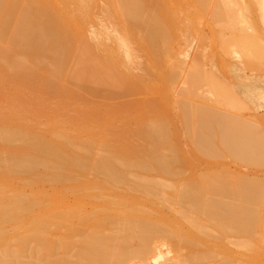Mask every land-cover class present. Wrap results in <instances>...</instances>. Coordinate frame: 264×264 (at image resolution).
<instances>
[{
	"label": "bare ground",
	"instance_id": "6f19581e",
	"mask_svg": "<svg viewBox=\"0 0 264 264\" xmlns=\"http://www.w3.org/2000/svg\"><path fill=\"white\" fill-rule=\"evenodd\" d=\"M170 1L106 0V3L109 4V14L110 11L112 12V18L109 17L111 15L108 12L104 14L106 10L103 12L101 9L102 4H104L102 6L104 8L107 5L105 2L103 3V0L100 5H98L99 0H0V90L2 89L1 95H3L0 97V264H172L173 260L177 264H196L198 260L207 258L216 244L219 245L212 241L215 245L213 244L212 247L209 244L208 246L209 236L215 235L216 238L218 236L223 238L230 233V235L236 234L233 237L238 238L233 240L234 242L240 240V235L248 237L241 238L238 245L243 242L241 245L245 244L244 248L246 247L244 251L249 250L250 252V248H248L252 243L250 241L253 239L255 241L257 238L251 237L250 240V236H255L254 229L256 227H264V175L262 177L245 175L238 171H230L228 167L224 166L221 169L213 170L203 168L201 171L196 168L199 170L198 172H195L196 169H194V172L190 173L188 170L191 171L193 163L174 143L173 133L177 130H174L175 128L174 131L169 130L168 123L171 124L169 119L159 112L156 114L157 110L154 104L161 101L158 100L157 97L160 96H157L156 91L154 92L155 98H152L157 102L153 105L150 104L156 112L151 114L149 111L150 116L146 113L151 110V108L148 109L150 102L147 101V98V105L146 102L143 103L146 108L149 105L147 109L145 108L147 111H142L141 108H144L141 106L142 104L137 105V107L139 106L138 113L134 111L135 107L132 110L137 114L130 111L134 105L131 104L129 109V105L125 104L129 111L124 112L126 109H123V112L130 117L132 114L136 115L134 118L141 114L138 116L139 118H136L138 122L135 126L133 124L125 126L127 123H124L121 131L116 132L115 130L114 132L116 127H112L113 131H109L108 127L104 128V125L110 124L111 120H107L109 123L106 124L102 123L103 119L96 121L92 119L93 121H91L88 119L93 116L87 114L89 118L86 119L87 115L83 116L84 120L86 119L90 123L101 121L103 125L99 122L96 124L104 126L101 132L97 133L100 129L94 124L96 132H93L94 129L92 130L94 126L90 127L93 136L86 134L88 136H83L85 137L83 138L81 136L84 134L83 131L79 133V137L75 136V134L79 135L74 130L75 128H73L74 132H72V127L67 128L73 124L65 121V117L69 114V121L70 119L71 122L75 121L72 118L75 117L76 120L77 118L81 120L82 123L79 122L82 127L86 125V120L83 121L76 117L78 116L76 113L82 111L83 105L86 103L78 104L79 106L76 103L72 104L73 101L70 97L77 93L76 89V92L73 91L72 85L78 81L82 87L85 86L86 88H84L89 90L87 91L90 92L89 94L92 93L91 96L94 94L96 97L95 94L101 93L102 97L103 93L105 99L106 94L110 98L115 93V91H112L114 92H111L112 94L104 91L105 88L102 91V88L107 85H117L122 90H127L125 94H128L132 89L134 95L138 91L140 92L137 89L143 87L144 80L137 78L138 74H135L136 77H134L135 72H131L134 80H131L132 77L129 78L131 80L129 81L128 76L130 75H126L127 78L123 77L122 67L127 66L128 71L129 66L125 63L135 61L136 53L141 50L142 55L148 54L149 56V53L151 54L149 57L151 63H148H155L154 68L153 64L151 65L152 69L155 70L156 65L161 67L158 79H161L162 90L166 93L164 95H169L170 101L167 100V102L171 104L173 101H178L179 97L181 99L182 97L188 98V101H183L185 98L177 102L180 123L177 122L182 123L181 127L184 128L191 142L193 155L198 153L207 158L210 157V159L220 156L227 157V160L230 158L234 163L237 162L238 164L235 165L238 166L244 164L245 167H248L246 165H249L257 167L256 170L264 168V131L255 124L254 120L246 119L236 113L238 108L253 110L259 106V101L264 100V89L255 85L251 86L249 90L239 89L236 80L234 81L236 77L233 78L229 74L231 69H235L236 63L257 70L259 74L264 73V0H176L181 3L179 10ZM168 2L172 3V7ZM85 3L95 5L98 9L100 7L99 10L95 8V12L91 11L96 13V17L98 11L103 12V14L99 13L102 17L94 16L97 22L100 18H102L100 21L103 22L105 19V21L109 19L106 24L105 22L101 24L100 21L98 24L94 21L89 22L91 25L94 23V26L96 24V26L103 25V29H101L104 31L107 29L112 34L101 35L100 39L97 38L96 44L92 43L93 40L90 42L95 47L97 44H102L103 51L109 49L107 54L106 51L102 53V49L101 52L97 47L96 49L102 55L94 54L95 51H92L88 44L91 39L89 38L88 42L85 39L90 32H87V27L83 22V16L87 14L85 12H88L85 8L90 9L87 5L85 7ZM173 7L174 9H172ZM91 12L89 11L90 14L87 15L93 14ZM87 15L84 16L85 19H88ZM180 15L185 19H188L185 17L187 16L196 21L205 19L209 24L213 20V23L218 25L217 30L216 26L213 27V23L208 26L214 28L210 29L213 30L214 43L211 46L212 38H209L210 43L208 44L211 53L209 51L204 54V57H207L209 61L208 67L203 66L202 56L199 57L201 60L195 57L197 54H194L193 57L200 63H191L187 60L189 64L185 66L186 49L178 35L182 24L178 29L177 24L175 26V22L173 23V20L178 22L179 18L182 19ZM90 19L88 20L90 21ZM112 19L116 24L115 29H111V24L114 22ZM190 19L187 20V23ZM107 26L110 27L107 28ZM197 26L193 25L192 27L197 30ZM98 28L100 33V25ZM110 29L111 32L113 31L112 33ZM221 29L226 35H223ZM224 29L227 32H224ZM201 31L203 30L201 29ZM205 35H202L203 39H206ZM197 36L201 37V33ZM105 38L109 40L107 43H105ZM198 38L196 37L197 40ZM202 38H199L201 42H203ZM131 42L137 45V49L139 48L135 53L133 50L136 47L134 48ZM195 47L198 49L199 44ZM208 48L206 50H209ZM199 49L201 50V48ZM195 51L197 50L195 49ZM142 55L140 54L136 64L133 62L135 65L131 66L130 64L131 67L136 66V71H138L136 73L139 71L142 73L141 70H145L146 66H142L144 61L141 65L139 63ZM137 62L142 67L138 66L141 70H137ZM71 63L74 64L71 65ZM133 71L135 70L133 69ZM145 72L151 71L145 70L144 74ZM181 72L182 75H180ZM149 75L151 74L149 73ZM141 76L145 77L142 74ZM65 77H69L73 82L76 81L72 82V85L69 84L72 90L67 88L68 92L63 85L65 86L70 81ZM57 79L63 80V85L62 81L61 85L70 100L64 93L63 95L70 102L62 100V98H66L61 97L63 90L61 85L56 84L59 82ZM3 82L5 85H2ZM178 82L180 84L176 86L175 84ZM6 83L12 89H3ZM96 84L99 86L96 87ZM100 85L103 87L99 88ZM117 86L111 89L120 90ZM153 89L158 90L156 87ZM3 90L6 94L3 93ZM16 90L23 91L24 95L27 94L29 97L31 95V98L28 99L32 106L36 105L34 106L36 110L40 106V109L43 107L41 101L44 99L50 101L47 98L49 95L51 97L52 93H55L52 96L58 94L59 98L58 96L57 98L60 104H64L61 105L62 108L65 109V106L68 107V105L73 106L72 114L70 112L72 106L70 109L66 108L65 111L68 113L60 108L58 111L60 114L63 112L66 114V116L64 113L62 114L65 119L60 115V119L67 123V127L64 126L68 129L66 131L70 132L69 130H71L75 134L66 133L61 129L63 126L53 120L49 123L45 120V123L48 124L46 129L50 128L48 133L42 131L41 128L39 130L38 126L40 127V125H37L36 128L33 122L37 118L33 119V117H38L37 114H34L35 116L31 114L33 122L28 119L27 112L29 113L31 110L27 109L28 106L22 105L21 107L20 104L27 105L26 101L29 104L30 102L28 99L23 100V92L20 95V92L17 93ZM119 90L116 91V95ZM144 91L147 92L145 89ZM121 94L124 95V93ZM121 94L119 93V95ZM115 96L113 98H117ZM143 96H145L144 93ZM78 97L80 98V96ZM123 97L126 98V96ZM109 98L107 97L108 100ZM40 99L43 100L40 101ZM32 100H38L39 104H35L36 101ZM73 100L77 99L73 98ZM51 101L52 104L54 101ZM81 101L80 104H82ZM3 102L5 104H2ZM64 102L68 105H65ZM121 103L123 102L121 101ZM54 104L52 105L56 107V110L54 107L52 109L55 111L44 102V108L47 106L49 109L46 111L44 108L41 109L43 119L49 111L53 112L52 114L58 112L57 106L60 104ZM115 105L118 104L115 103L113 106ZM162 105L164 104L160 106ZM76 106H78L77 109H75ZM80 106L82 109L79 108ZM95 106L97 107L95 104L94 107L92 105L90 108L92 112L88 111V113L95 115L97 111L95 117L99 118H101L99 114H109L110 112L106 113L107 110L114 109L116 111L117 109L118 111V106H115L112 109L106 107L107 110L103 112L106 105H101L103 108L100 110L99 104V108L97 107L99 113ZM122 107L119 109L120 112L116 111L117 114L122 112ZM172 108L174 107H171V110ZM76 110L78 111L75 112ZM41 112L40 114H42ZM51 112L50 115H52ZM111 112L113 113L111 116L114 117L115 112ZM74 113L76 116H73ZM116 113L115 115H117ZM124 113L120 116L121 120L122 117H125L123 122L130 118ZM79 114L82 116L81 112ZM103 116L106 117V115ZM103 116L102 118H104ZM261 119L263 121L259 122H263L260 123L262 125L264 116H261ZM119 122L113 124L117 126L120 124ZM259 122L257 123L259 124ZM63 123L62 125L66 124ZM77 123L74 126L80 131L79 127L81 126ZM68 124L70 125L68 126ZM43 125L46 124L43 123ZM43 125L41 126L43 127ZM87 127L89 128V126ZM105 130L109 131L108 137H106L107 134L103 136L106 138L94 136L95 133L99 135L104 132L105 134ZM208 166L211 168L210 165ZM187 168L188 170H186ZM261 170L264 173V169ZM187 171L190 174L182 176V173ZM89 174L92 178L88 177ZM11 178H18L19 181L26 179L29 184L30 180L34 182L44 180L52 187L56 183H60L61 186L64 184L65 190L68 188L74 192L71 193L74 195V199L71 203H67L64 199L67 196L66 193L64 192L65 196H63L59 192L63 189L58 191L61 196H57L58 194L52 193L51 190L48 196V192L39 190V193L43 191L46 194L39 196V193L35 194L38 190L33 189V182L31 186L35 192L32 190L33 194L29 195L32 192L28 190L29 193L23 194L21 190L16 189L20 184L15 186L16 188L10 185V188H6L7 183L5 182ZM26 186L23 185V189L21 186L20 188L24 191ZM29 187L27 188L29 189ZM92 187L104 189V191L105 189L110 190L105 191L104 194L106 193L107 196L112 193L114 198L102 195L100 192L103 193V190H99V192L96 191L98 189L94 192L83 191L88 188L92 189ZM109 192L111 193L109 194ZM89 198L94 201L92 200V205L90 204L91 206L86 209L84 201ZM85 205L88 204L85 203ZM160 206H167L172 213L161 212ZM7 225L11 227V231L5 229L8 227ZM63 227H65L64 230ZM210 228L216 231L215 234H210L213 232L212 230L208 231ZM56 230L55 236L53 232ZM258 231L264 233V228ZM261 233L257 232L256 236L259 237L260 234L261 238L263 236ZM221 238L220 241H224ZM229 239H226L229 244L230 242L235 244L231 238ZM263 239L264 236L262 241ZM256 240L261 244L258 239ZM244 242L249 244L248 247ZM201 243L206 244L208 248H205L207 246ZM250 247L253 250V246ZM223 248L226 247L222 245L220 250L223 251ZM259 249L262 250V248ZM216 251L212 250L211 256L216 254ZM217 253H221V251ZM170 254L174 255V259L171 258L172 261L168 257ZM241 254L242 258L247 256L244 253ZM251 254L249 253V255ZM261 254H263L262 251ZM225 258L220 264H229L231 262L229 260L233 259V257L232 259ZM245 259L244 261L240 259L237 264L250 262ZM251 262L253 264V261Z\"/></svg>",
	"mask_w": 264,
	"mask_h": 264
},
{
	"label": "rangeland",
	"instance_id": "374dc122",
	"mask_svg": "<svg viewBox=\"0 0 264 264\" xmlns=\"http://www.w3.org/2000/svg\"><path fill=\"white\" fill-rule=\"evenodd\" d=\"M171 1H172L173 5H175L174 7L177 8V9L179 10V7H180L181 3H180L179 1H178L179 3L176 2V0H171ZM171 1H170V2H171ZM101 2H102V0H101V1L99 0V2H98L99 4H98V5L102 4ZM104 2H105V5L107 4V5L105 6L106 8L102 7V6L104 5V4H102L101 9L103 10V12L106 10V11L104 12V14L107 13V12H108V14H109V4L106 3V0H103V3H104ZM170 2H168V4H170ZM174 2H176V3H174ZM172 3L170 4L171 7H172ZM168 4L166 3L167 6H168ZM86 5H87V4L85 3V7H86ZM98 5H97V6H98ZM87 6H88L91 10L85 8V9L88 11V12H85V13L90 14L89 11H90V12H91L92 10H94L93 12L96 11L95 8H97V7H96L95 5H89V4H88ZM91 6H92V8H91ZM169 7H170V6H169ZM169 7H167L168 10H169ZM174 7H173L172 9H174ZM85 9H84V10H85ZM97 9H98V8H97ZM99 9H100V7H99ZM99 9H98V10H99ZM170 9H171V8H170ZM172 9H171V10H172ZM100 11H101V10H100ZM93 12H91V13H93ZM103 12L101 13V12L98 11V12H97V13H98L97 17L100 16L99 13H100V14H103ZM85 13H84V14H85ZM87 14H85V15H87ZM95 14H96V13H93V14H91V15H87V16H89L88 19L91 18L90 21H89L87 18H86V19L84 18L85 15L83 16V22H84L85 26L87 27L86 30H87V32L90 31V32H89V36H88L87 38H85V39H86L87 42L91 39V40L88 42L89 46L91 47V50H92V51H95L94 54L101 56V55H102L101 52L103 51V45H102V44H97V46H96L97 49L99 48L100 51H101V49H102V51L99 52V51L96 49L95 45L93 46V44H90V42L93 40L92 43L96 44V43H97V40H98L97 38L100 39V38H101V35L104 36V35H106V34H110V33L108 32L107 29L105 30V31H106V33H105V31L102 30V29H103V25L101 26V24H104V22H105V24H106V22L109 21V19H108L107 21H105V20H106V19H105L104 22H103V21H100V20H102V18H100V19L98 20V22L100 21V23H101V24H99V25H100V31H101V32L103 31L104 34H103V32H102V33H101V32L99 33V31H98V29H99V28H98L99 25L96 26V25L98 24V22H97V20H96L97 17H96ZM111 14H112V12L110 11V14H109V15H111ZM92 16H93V17H94V16L96 17V18L94 17L95 20L93 19ZM100 17H102V15H101ZM105 17H106V16L104 15V18H105ZM109 17H112V15L109 16ZM109 17H108V18H109ZM180 17H182V15H180ZM185 17L188 18V19H185V18L182 17V19L179 18L178 22H176L177 20H175V21L173 20V23L175 22L174 25L176 26V24H177L178 29H179V26H181V24H182V26H181L180 29H179V30H180V33H178V32H177V33H178V35L180 36V38L182 39L183 46H184V48L186 49V55H185V56H186L187 58H185V56H183V57L185 58V60H184L185 63H184V64H185V66H187V65L189 64L188 61H191V63H192V62H199V60H201V58H199V57L202 56V57H203V61H202L203 63H202V64H204L203 66H204V67H208V66H209V61H208L207 57H206V58L204 57V54H205V53H208V52L210 51V49H211V48L208 46V44L210 43V41H211V44H210L211 46H212V44L214 43V40H213L214 38H212V37H214V36H213V30H210V29L213 28L214 26H216V30H217L218 25H217V24L215 25V24L213 23V20H212V22L209 24L208 21L205 20V19H201L200 21H199V20L196 21V20H194V19H190V17H187V16H185ZM104 18H103V19H104ZM112 18H113V17H112ZM183 19H185L184 21H185L186 23L183 21ZM189 19H190V21H188L189 23H187V20H189ZM112 20H113V19H112ZM93 21H94V23L97 22V24H96L95 26H94V23H93V25L90 24V23L93 22ZM110 21H111V19H110ZM113 21H114V20H113ZM179 21H180V22L182 21V22L180 23ZM192 21H193L194 24L191 23ZM89 22H90V23H89ZM171 22H172V21H171ZM201 22H202V25H201ZM205 22H207L209 25H208V24L206 25ZM108 23H110V22H108ZM112 23H113V24L110 23L111 26H112L111 29H115V27H116V24H114L115 21L112 22ZM179 23H180V25H179ZM212 23H213L214 25H213ZM107 25H109V24H107ZM187 25H189V26H187ZM193 25H194V27H196V26L198 25V26H197V30H195V28L192 27ZM203 25H204V26L206 25V26L204 27ZM210 25H213V27H212V26H211V28L208 27V26H210ZM93 26H94V27H93ZM105 26H106V25H105ZM105 26H104V29H105ZM186 26H187V28H186ZM108 27H110V26H107V28H108ZM177 27H176V28H177ZM184 27H185V28H184ZM199 27H200V28H199ZM202 27H203V28H202ZM93 28H94V29H93ZM97 28H98V29H97ZM101 28H102V29H101ZM191 28H192V29H191ZM214 28H215V27H214ZM214 28H213V29H214ZM111 29H110V32H111ZM178 29H177V30H178ZM181 29H184V30H181ZM193 29H194V30H193ZM201 29H202L205 33H204L203 31H201ZM199 30H200V31H199ZM224 30H225L224 32H227L226 29H224ZM92 31H93V32H92ZM95 31H96V32H95ZM209 31H211V32L209 33ZM91 32H92V33H91ZM112 32H113V31H112ZM112 32H111V33H112ZM197 32H199V33H197ZM221 32L223 33V30H222V29H221ZM194 33H195V34H194ZM200 33H201V37H199V38H202V37H203L202 35H205V34H206V35L204 36L206 39H203V38H202V39H203V42H201V40H199V38H198V36H197V35H199ZM180 34H181V35H180ZM224 34L226 35V33H223V35H224ZM110 35H112V34H110ZM196 37L198 38V40L196 39ZM89 38H90V39H89ZM209 38H212V39L210 40ZM88 39H89V40H88ZM206 40H207V41H206ZM209 40H210V41H209ZM212 40H213V41H212ZM105 41H106L105 43H107L109 40H106V38H105ZM197 41H198V42L200 41V42L198 43ZM196 42H197V43H196ZM131 44H132V46H134V48L136 47V49L133 50L134 53L137 52L136 50L139 49V48L137 49V45H136L134 42H133V43L131 42ZM198 44H199L198 49L201 48V50H200V49L198 50L197 47H195V46H197ZM200 44H202V45L200 46ZM206 44H207V45H206ZM98 45H100V46H98ZM100 47H101V48H100ZM193 47H194V48H193ZM208 47H209V48H208ZM104 48H105V47H104ZM207 48H208L209 50H206ZM195 49H196L197 51H195ZM104 51H106V54H107L108 51H109V49L104 50ZM104 51H103L102 53H104ZM191 51H192V52H191ZM140 52H141V50H139V51L136 53V59H135V61L132 60V62H131V61H130V62L127 61V62L125 63L126 65L129 66V67H128V68H129L128 71H127V68H126L127 66L125 67V65H124L125 68L122 67V68H123V71H122L121 69H119L120 71H122V72L124 73V76H123V77H125V78H127L126 75H127V76L130 75V76H128V79H129V78H132L133 76L136 77V75L138 74L137 78L139 77L140 79H142V81L144 80V82H143V87H140L139 89H137V90H140V92H139V91H138V92L136 91V92L139 93V94L135 93V95H134V94L132 93V91L134 92L133 89H132V91L129 90L131 93L129 92L128 94H130V95L125 94V93L127 92V90L124 91V89L122 90V89H121L119 86H117V85H110V86L107 85V86H104V87H103L102 85H100L101 87H99V88H102V87H103V88H102V91L104 90V88H105L104 91H108V92H110V93H111L112 91H115V93L112 92V93H114L115 95H116V91L118 92L119 89H117V90H116V89H113V90H112L111 88H116L115 86H117V88H120V90L123 91V92H121V91L119 90V93H120V94H121V93H124V95L121 94V95H122V96H121V95H119V93H117L119 96H118V95L115 96L114 94L111 93V94H112V96H111L112 98H113L114 96L117 97V98H113L114 100L112 101V100H111L112 98L110 97V98H111V99H110L109 96H107V94H106V99H105L103 93H102V97H101V93H98L97 95L95 94L96 97L99 95L98 98H97L98 100H97L96 97H94V94H93V96H91L92 93L89 94L90 92H89V93L87 92V91H89V90H88V89H85V88H86L85 86H84L85 88L82 87V85L79 83V81H78V82L74 81V82H76V83H74L73 80H70L69 77H65L66 80L69 78V81H70V82H67V81L64 79V81L67 82V84L64 86V85H63V80H62L63 78L60 79V80L57 79L59 82L56 83V84H57V85H61V81H62V85H63L64 89L66 88V89H65L66 91L70 88V85H72V84L74 83V85H72V89H74L73 91H75V89H76V91H77L78 94L76 93L75 95H70L71 100L73 101V102L71 101L72 104L76 103L77 105H78V104H79V105H83V104L86 103L85 105H83V109H84V111H83V109H82L81 106L79 107L80 109H82L84 115L82 114V111H80L81 114H82V116H80V114H79L80 112H77L78 110H76L75 112H77L76 114H77L78 116H76L75 113H74L75 115H73V116L79 117L80 119H82L83 121H85L87 118H89L87 114H90V116H93V118L90 117L88 120H91V121L94 120V121H96V120H98V119H99V120H100V119H101V120L103 119L102 123L105 122L104 124H106L109 120H111L112 122H111L110 124H107V126L104 125L105 127H104V126H99L100 124L96 125L99 121H98L97 123H96V122H95V123L92 122V123H93V125H92V123H90V121L88 122V120H86L87 123L85 122V124H86L85 126H84V123H83V126H84V127H82V125L80 124L81 120H79V119L77 118V120H78V121H77L75 117H72V118H74L75 121H77V122L79 123V125L81 126V127H79V129H81L80 131H79L78 129H76V127H75L74 125H75L77 122L74 124L75 121L71 122V119H70V121H69V117H68V116H69L70 114L67 116V117H68V120H67V117H65L66 114L64 113V112H66V111H65L66 108H67V109H70V108H71L70 106H72V105L69 106L68 104H66V102H64L65 105H68L69 108H68L67 106H65V107H66L65 109H64V107L62 108L61 105L63 106L64 104H60V102H59V100H58V98H59L58 94H57L56 96H52V95H54L55 93H52V94H51V97H52V98L50 97V95H49L47 98L50 99V101H51V99H52V101H54V102L52 103L53 105H55L54 103H56V105H57V104H60V105H59L60 107L57 106V107H58L57 111L60 110V109H63L64 112H63L62 110H61V112H63V113L65 114V116L62 115L63 113L60 114L59 111H58L59 114L57 115L58 112H57L56 114H52L53 112H51V111L48 110L49 113L47 112V113H48V114L46 113L47 116L45 115V118L43 119V113H42L41 111L43 110L42 108H44V102H45L47 105L49 104L48 107H51V109H52V107H54V109H55L56 107L53 106V105L50 103L49 100H46V99H44V100H43V99H40V101L43 100V101H41V103H43V104H42L43 107L41 108L42 110L40 109V107H41V106H40L41 103H40V105H39L40 107L37 106V107L39 108V110H38V108H37V110H36V107H34V106H36V105H33V106H32V105H31V101H30V99H28V98H31V95H30V97H29V95L27 96V94L24 95V92H23V91H19V92H20V95H22V92H23V95H24V99H23V100L26 101V99H28L29 102H30V104L28 103V101H26V102H27V105H24L25 103H21V104H20V102H19V104H20L21 107H22V105H23V106H26V107L28 106L27 109H28V110H29V109L31 110V111H29V113L27 112V117H28V119H30L31 122H33V119H34V118H37L36 120H38V121L35 120L33 123H35L36 128H37V125H40V127L38 126V129L41 128V130L44 131V132H47V133H48V129H50V128L46 129L47 126H48L47 123H49L51 120H53V121L56 122L57 124H61V126H63V128H61V129H62L63 131L65 130L66 133L71 134L72 132H74V130H76V131L78 132V134H79V133H81V132L83 131L84 134H82L81 136H82V137H83V136H86V137H87L88 135L91 136V134H92V130H93L96 126H97V127L99 126L98 128L100 129V130L97 131V133H98V132H101V131H102L101 129H104V128H106V127H108L107 130H109V131H113V129L116 127V128L118 129V131H117V129H114V132H115V130H116V132H119V130L121 129V127L124 126L126 123H127V124H126L125 126H128V125H130V124H131V125L133 124V126H135V125L137 124V122H138V120H136V118H137L138 116H140L141 114L138 115V116L135 117V118H134V116H136V115L133 116V114H132V116H133V119H132V118H131L132 116L130 117L128 114L124 113V112L129 111V110L127 109L128 106L126 107L125 104L129 105V109H130V105H131V104H132V106L134 105L133 107H131L132 109H131L130 111L132 112L133 108L135 107L134 111L137 112V110L139 111V106L137 107V105H141V104H142L141 106L144 107L143 105H145V104L147 105V103H148L147 101L150 102V103H148L149 105H150L151 103H152V105H153L155 102H157V101H155V99L152 98V97L155 98V95H154V94L157 93V96H160V97H157V96H156V97L159 98L158 100H161V101H158V102H157L158 104H156V103L154 104V106H156L155 109L157 110V112H156L155 109L151 108L152 105H150V106L148 105L149 108H148V106H147V108H148V109L151 108V110H148V111H147V110H146V109H147L146 107L141 108V109H142V111H143V110H146V111H147V112H146L147 115H149L150 113L153 114L152 112H156V114L159 112V113H161V114H164V115L166 116V118L169 119V121H170V123H171V124L169 125V123H168V119H167V123H168L169 130H171V129L173 130L174 128H175L174 130H177V132L173 130V131H174L173 134L175 135V136L173 135L174 143H175V144L177 145V147H178V148H179V149L185 154V156L188 158V160L191 161V162L193 163L192 168H190L191 171L188 170V168H187L186 170H188V171L191 173V172H194V169H196V168H198V169L201 171L203 168H204V169H212V170H213V169H221V167L224 166V167H228V169H229L230 171H233V172H234V171H235V172L238 171V172L243 173V174H245V175H250V176H255V177H257V176H258V177H262V176L264 175V173H263V171H262L261 169H264V168H261V169L259 168L260 170H259V169L256 170L255 168H257V167H253V166H249V165H246V166H248V167H245L244 164H243V165L241 164L240 166H238V165H235L237 162L234 163L233 160H230V158H228V160H227V159H226L227 157L224 158V157H221V156H220V157H218V158H211V159H210V157L207 158L206 156L201 155V154H198V153H195V154L193 155L192 150H191V142H190V140H189L187 134L185 133L184 128L181 127V126H182V125H181L182 123L179 124V123H180V120H179V117H178V107H177V102H178V101H181L182 99H185L186 97H182V99H181V97H179V99L177 98L178 101H173V102H171V104H170L169 102H167V100L170 101V99L168 98L169 95L165 96L166 93L162 90V87H161V84H160V83H161V79H158V77H159V75H160V73H161V72H159V71H161V70H160L161 67L156 65L157 68H155V70H156V69H157V70H156V72L154 73L155 70L152 69V67H151V65H152L153 63H152V64H149V63H148V62L151 63V58H149V57H151V54L149 53V56H148L147 53H146L147 55H142V53H140ZM197 52H198V53H197ZM199 52H201V53L199 54ZM138 53H139V54H138ZM143 53H145V52H143ZM209 53H211V51H210ZM100 54H101V55H100ZM137 54H138V57H137ZM140 54L143 56V59H142V56L140 57L141 60L139 59V63H140V65L142 64V61H144V63H146V64L143 63L142 66H143V67L146 66L144 69H145V70H149V71H151V72H149L151 75H149L148 72H145V74H144V71H145V70H143V69L141 70V69L138 67V66H140V65L138 64V62H137V67H138L137 70H141L142 73H140V71H139V73H136V72H138V71H136V66H134L135 68H134V67H131V66H133V65L136 64V60L138 61V58H139ZM194 54H197V56H195ZM201 54H202V55H201ZM198 55H200V56H198ZM193 56L198 57L199 60L196 61L197 59H195ZM152 57H154V56H152ZM145 58H147V60H145ZM153 59H155V58H153ZM187 60H188V61H187ZM153 61H154V60H153ZM73 62H74V61H73ZM133 62H134L135 64H133ZM155 62H156V61H155ZM199 63H200V62H199ZM73 64H74V63H73ZM73 64L71 63V65H73ZM130 64H131V66H130ZM132 64H133V65H132ZM149 65H150V67H149ZM154 65H155V63L153 64V68H154ZM71 67H73V66H71ZM140 67H141V66H140ZM118 68H121V67L118 66ZM118 68L116 67L117 70H118ZM130 68H131V71H130ZM141 68H142V67H141ZM146 68H149V69H146ZM133 69H134L135 71H133ZM158 69H159V70H158ZM152 71H153L154 74L152 73ZM157 71H158V72H157ZM131 72H132V73L135 72L133 76H132V74H130ZM182 72H183V71H182ZM182 72L180 73V75H182ZM146 73H148V74H146ZM135 74H136V75H135ZM141 74L144 75L145 77H142ZM152 74H153V75H152ZM229 74H230L231 76H233V78L236 77V78L234 79V81L236 80V83L238 84L239 89L249 90V88H251V86H254V85L260 87L261 89H264V73H262V72L259 74V73L257 72V70L250 69V68H248L247 66H244L243 64L236 63V64H235V69H231V70L229 71ZM157 75H158V76H157ZM149 76H150V77H149ZM154 76H155V77H154ZM134 77H133V79H131V80H134ZM147 77H148V78L153 77L154 80H151V79H153V78H151L150 80H147V79H148ZM156 78H157V79H156ZM155 79H156L157 81H156ZM57 80H56V82H57ZM131 80L129 79V81H131ZM136 80H137V79H136ZM136 80H135V81H136ZM72 82H73V83H72ZM1 83H2V82H1ZM3 83H4V82H3ZM69 84H70V85H69ZM75 84H76V86H75ZM78 84H79V85H78ZM148 84H149V86H148ZM179 84H180V83L178 82V83H176L175 85H176V86H177V85L179 86ZM2 85H5V83L2 84ZM62 85H61V89L63 90ZM68 85H69V86H68ZM92 85H95V84H92ZM92 85H91V86H92ZM151 85H152L153 87H152ZM78 86H79V87H78ZM98 86H99V85L96 84V87H98ZM145 86H146V87H145ZM0 87H1V85H0ZM59 87H60V86H59ZM75 87H77V88H75ZM81 87H82V88H81ZM92 87H93V86H92ZM147 87L150 88V89H151V87H152V89L150 90V89H148ZM154 87H156V89H158V90H154V89H153ZM4 88H5L6 90H8V89H12V87L9 86L7 83H6V86L3 87V89H4ZM67 88H68V89H67ZM107 88L110 89L111 91L108 90ZM142 88H143V89H142ZM72 89L70 88L69 90H72ZM77 89H78V90H77ZM141 89H142V91H141ZM144 89H145L147 92H145V91L143 92ZM1 90H2V89H1ZM1 90H0V97L3 96V95H1ZM3 91H4V90H3ZM3 91H2V92H3ZM10 91H11V90H10ZM10 91H9V92H10ZM16 91H17V93H19L18 90H16ZM66 91L63 90L62 94H61V91H59V94H61V97L64 96L63 93L65 94V96L68 95V94L66 93ZM76 91H75V92H76ZM83 91H84L85 93H82ZM151 91H152V93H151ZM155 91H156V92H155ZM160 91H163V92H160ZM11 92H13V91H11ZM67 92H68V91H67ZM69 92H70V91H69ZM149 92H150V93H149ZM154 92H155V93H154ZM3 93L6 94L5 91H4ZM3 93H2V94H3ZM15 93H16V92H15ZM70 93H71V92H70ZM79 93H80L81 95H80ZM86 93H88V94H86ZM110 93H108V94H110ZM143 93H144L145 96H147V97L143 96ZM161 93H163V94H161ZM164 93H165V95H164ZM71 94H73V92H72ZM111 94H110V95H111ZM132 94H133V95H132ZM146 94H147V95H146ZM18 95H19V94H18ZM77 95L80 96L81 99H80ZM137 95H138V96H137ZM162 95H163V97H162ZM26 96H27V97H26ZM57 96H58V98H57ZM65 96H64V98H66V97L69 98V97H68L69 95L66 96V97H65ZM72 96H73L74 99H77V100L80 99V100H82L83 102H84L85 100H86V101H85L84 103L81 101L82 104H80V103H79L80 100H79V101H77V100H73ZM123 96H126V98L123 97ZM148 96H149V97H148ZM49 97H50V98H49ZM53 97H54V98H53ZM55 97L57 98V100H56ZM99 97H101L102 100H100L101 98H99ZM107 97L109 98V100L107 99ZM118 97H119V98H118ZM120 97H121L124 101H123ZM138 97H139V98H138ZM166 97H167L168 99H167ZM22 98H23V97H22ZM67 98H66V99H63V98H62V100H64V101L67 100V102H70V101H68ZM146 98H147V101H146ZM148 98H149V99H148ZM150 98H151V99H150ZM157 98H156V100H157ZM165 98H166V99H165ZM5 99H7V98H5ZM69 100H70V98H69ZM118 100H119V102H118ZM120 100H121L124 104L121 103ZM137 100H138V101H137ZM141 100H142V103H140ZM143 100H144V101H143ZM150 100H152V101H154V102H151ZM174 100H175V99H174ZM11 101H12V100H11ZM32 101H33V102L36 101L35 104L38 103V100H32ZM52 101H51V102H52ZM57 101H58V103H57ZM60 101H61V100H60ZM74 101H75V102H74ZM183 101H188V98H186V99L183 100ZM47 102H49V103H47ZM61 102H62V101H61ZM91 102H92V103H91ZM130 102H131V103H130ZM135 102H136V103L138 102V103L136 104ZM145 102H146V103H145ZM161 102H162V103H161ZM62 103H63V102H62ZM89 103H90V105H89ZM113 103H114V104H115V103L118 104V105H115V106H116V107L118 106V111H119V112H120L119 109H120L122 106H125L124 108L122 107L121 110H122V112H123V109H126L123 113H124V115L126 114L127 116H129V117L131 118V119H130V118H129V119H128V118L126 119V120H128V122H126V120H125L124 122L122 121L125 117H122V118H123L122 120L120 119V116H122L121 114H123L122 112H121L120 114H119V113L117 114V113H116L117 109H116V111H115L114 109H112V107L115 108V106H113V105H114ZM143 103H145V104H143ZM168 103H169L170 106L168 105ZM259 103H260V105L257 106V107H255L253 110H248V109H245V108H238V109L236 110V113H237L239 116L244 117V118H246V119L254 120V121H255V124H257V126H258L260 129H262V130L264 131V124H262V125L260 124V123H263V122H259V121H261V120L263 121V119H261V116H262V117L264 116V100L259 101ZM2 104H5V103L3 102ZM38 104H39V103H38ZM38 104H37V105H38ZM69 104H71V103H69ZM76 104H75V105H76ZM91 104L93 105V107H94V104L97 105L98 108H99L98 105L100 104V110H102L101 108H103V106H105V105H106L105 108L107 107V108L112 109V110H107V108H106V109L103 108V112H105V110H107L106 113H107V112H108V113L110 112L109 114H103L102 111H101V113H102L103 115H106V117H107L108 119H107L105 116L100 115V114H99V116H100L101 118H99V117H95L97 111H96V113H95V110H93V108H92V110L94 111L95 115H94L93 113H88V111H91V110H90V108L92 107ZM122 104H123V105H122ZM135 104H136V105H135ZM159 104H160V105H161V104H164V105L160 106ZM172 104H173V105H172ZM30 105H31V106H30ZM79 105H78V106H79ZM101 105H103V106L101 107ZM119 105H122V106H119ZM171 105H172V106H171ZM175 105H176V107H175ZM78 106H76L75 109H77ZM165 106H166V107H165ZM74 107H75V106H74ZM84 107H85V108H84ZM95 107H96V106H95ZM97 107H96L95 109H97ZM136 107H137L138 109H137ZM157 107H158V108H157ZM168 107H170V108H168ZM171 107H174V108H172V110H171ZM59 108H60V109H59ZM145 108H146V109H145ZM160 108H161V109H160ZM34 109H35V110H34ZM44 109H45V111H46V109H49V108H47V106H45ZM51 109H50V110H51ZM54 109H52V110H54ZM72 109H73V106H72L70 112L74 110V109H73V110H72ZM86 109H87V110H86ZM141 109H140V111H141ZM159 109H160V110H159ZM174 109H175V110H174ZM55 110H56V109H55ZM55 110H54V111H55ZM97 110H98V109H97ZM176 110H177V111H176ZM39 111H40L42 114H40ZM45 111H43V112H45ZM98 111H99V110H98ZM111 111L115 112L117 115H115V113H114V117L111 116V114L113 115V113H112ZM118 111H117V112H118ZM142 111H141V112H142ZM149 111H150V113L148 114ZM32 112H34V113H32ZM50 112H51V114H52L53 116L50 115ZM91 112H92V111H91ZM136 112H132V113L137 114L138 112H137V113H136ZM141 112H140V113H141ZM144 112H145V111H144ZM66 113H68V111H67ZM72 113H73V112H71V114H72ZM99 113H100V111H99ZM128 113H129V112H128ZM31 114H33V115H34V114H35V115L37 114L38 117H36L35 115H34L35 117H33ZM38 114L41 115V116H39ZM44 114H45V113H44ZM129 114L131 115V113H129ZM55 115H56V116H55ZM60 115L63 116L62 118L65 117L66 119H65V118H64V119H65V121H68V123H69V122H70V124L73 123V124H72L73 126H72V125L69 126L70 124H68L69 127H67V123H66L63 119H62V120L60 119V117H61ZM86 115H87V117H86ZM51 116H52V117H51ZM83 116L86 117L85 120H84L85 117H83ZM97 116H98V115H97ZM102 116L105 118V121H104V118H102ZM116 116H117V117H116ZM118 116H119V117H118ZM127 116H126V117H127ZM149 116H150V115H149ZM176 116H177L178 118H177ZM32 117H33V119H32ZM39 117H40V118H39ZM46 117H47V118H46ZM48 117H49L50 119H49ZM70 117H71V116H70ZM174 117H175V121H174ZM52 118H53V119H52ZM56 118H59V119H56ZM116 118H117V120H116ZM138 118H139V117H138ZM48 119H49V120H48ZM74 119H72V120H74ZM92 119H93V120H92ZM177 119H178V120H177ZM45 120H46L47 123H45ZM58 120H59V121H58ZM107 120H108V121H107ZM119 120H121V122H119ZM134 120H136V121H135L136 123H135V122H132V121H134ZM41 121H42V122H41ZM62 121H63L64 123H66V124H64ZM79 121H80V122H79ZM117 121H118L120 124L116 126V125H114V124H117V123H116ZM177 121H178L179 123H178ZM60 122H62L64 125H62V123H60ZM175 122H177V123L175 124ZM257 122H259L260 126H262V127H260L259 124H258ZM43 123L46 124V125H43ZM78 123H77V124H78ZM81 123H82V122H81ZM89 123H90V124H89ZM99 123H101V121H100ZM102 123H101V125H103ZM108 123H109V122H108ZM113 123H114V124H113ZM124 123H125V124H124ZM94 124H95L96 126H95ZM112 124H113V125H112ZM123 124H124V125H123ZM174 124H175V125H174ZM41 125H43V127H42ZM79 125H76V126L78 127ZM109 125H110V126H109ZM120 125H121V126H120ZM64 126L67 127L68 129L71 128V127H72V128H71L72 130H73V128H75V129H74L72 132H71V130H69V131L71 132V133H70V132H67V131H66V130H68V129H67V128H64ZM87 126H89V128H90L91 126H92V127L94 126V127H93V128L91 127V128H92V130H91V128L89 129ZM118 126H120V127H118ZM133 126H132V127H133ZM170 126H171V127H170ZM102 127H104V128H102ZM112 127H114V128L112 129ZM130 127H131V126H130ZM44 129H45V130H44ZM54 129H55V128H54ZM83 129H85V130H83ZM39 130H40V129H39ZM57 130H58V129H57ZM59 130H60V129H59ZM96 130H97V129H96ZM96 130L94 129L93 132H96ZM107 130H105V134H104V132H102L101 134L99 133V135L95 133L96 135L94 134V136H95V137L97 136V137H99V138H106V137H108V134H107V133L109 132V131H107ZM76 131H75V132H76ZM103 131H104V130H103ZM120 131H121V130H120ZM77 132H76V133H77ZM175 132H176V133H175ZM72 134H75V133H72ZM86 134H88V135H86ZM106 134H107V136H106V137H103V136H105ZM100 135H102V136H100ZM75 136H79V137H80V134H79V135H76V134H75ZM92 136H93V134H92ZM82 137H81V138H82ZM83 138H85V137H83ZM83 138H82V139H83ZM138 141H139V140H138ZM186 141H187V143H186ZM187 144H188V145H187ZM178 145H179V146H178ZM189 145H190V147H189ZM190 156H191L192 158H191ZM187 158H186V159H187ZM196 164H199L200 167H199V165H196ZM237 164H238V163H237ZM208 165H210L211 168H210ZM195 166H196V167H195ZM237 166H238V167H237ZM252 168H253V169H252ZM198 169H196L195 172H198V171H199ZM184 171H185V168H184ZM184 171H183V172H184ZM188 171H187V172H188ZM187 172L182 173V176H185V175H189V174H190L189 172H188V173H187ZM180 175H181V173H180ZM90 176H91V174H89L88 177H90ZM250 176H249V177H250ZM18 178H19V177H18ZM18 178H15V179H14V178H11V180H12L11 183H10L11 180L6 181V182H5V183H7V187H6V188H8V187L10 188V186L15 187V186H17L18 184H20L19 186H17V188H16V187H15V188L21 190V192H22L23 194H27V193H29L30 191H28V190H31V192H32L33 189H35V190L37 189L38 192H35V190H33V191L35 192V194L39 193V190H43L45 193L48 192V193H47V196H48V194L50 195L51 192H52V193H53V192H56L55 194H58L57 196H61L62 194H63V196H65V195H64V192H65L67 196H66L64 199L66 200L67 203H71V202L73 201V199H74V195L71 194V193H74V192H71V190H70V189L68 190V188H66L67 190H65V189H64V187H65L64 184L61 186L60 183H56V184H54L53 187H52V185H50V186L48 185V184H50V183L46 184L47 181H44V180H38V181H35L36 184H37V185H36L35 182L32 181V180H30V184H29V181H28V180L25 179V180H20V181H19ZM91 178H92V176H91ZM91 178H90V179H91ZM13 179H14V180H13ZM19 179H20V178H19ZM23 179H24V178H23ZM14 181H15V182H14ZM23 181H24V182H23ZM42 181H43V182H42ZM8 182H9V184H8ZM27 182H28V184H27ZM32 182L34 183V185H32V186H34V188L31 186V184H33ZM37 182H39V183H37ZM22 183H23L24 186L27 185L26 188L30 186L29 189H28V188H27V189L25 188V189H26V192H24L25 189H24V191L22 190V189H23V188H22V186H23ZM24 183H25V184H24ZM14 184H16V185H14ZM58 184H59V187H57ZM9 185H10V186H9ZM20 186H21L22 189L20 188ZM36 187H37V188H36ZM41 187H42V188H41ZM50 187H51V188H50ZM15 188H14V189H15ZM30 188H31V189H30ZM32 188H33V189H32ZM62 189H63V190H62ZM96 189H98V188H93V187H92V189H91V188H90V189L88 188V189H85V190H83V191H86V192H94V190H96ZM8 190H9V189H8ZM11 190H12V189H11ZM11 190H9V191H11ZM45 190H46V191H45ZM50 190H51V192H50ZM59 190H62V191H59ZM99 190H100V191L103 190V193H102V192H100V193H101L102 195H104V196H106V193L104 194L105 191H106V192L110 191V190H107V189H105V191H104V189H100V188H99L98 190H96V191L99 192ZM43 191H42V193H39V196H40V194H43V196L46 195ZM58 191L61 193V195H60V193H58ZM69 191H70V192H69ZM96 191H95V192H96ZM49 192H50V193H49ZM110 193H111V192H109V194H110ZM30 194H33V192H32V193H29V195H30ZM44 194H45V195H44ZM107 194H108V193H107ZM37 195H38V194H37ZM107 196H108V197H107ZM107 196H106L107 198H114V196H113L112 193H111L110 195H107ZM110 196H111V197H110ZM92 200H93L92 198H89V200L86 199V200L84 201L86 204H88V205L86 206L85 203H84V207H85L86 209L89 208V207L92 205V202L94 201V200H93V201H92ZM90 204H91V205H90ZM166 208H168V207H167V206H166V207H165V206H160V207H159V210H160L161 212H167V211H168L167 213H169V212L172 213V211H171L169 208H168V209H166ZM7 226H8V225H7ZM256 228H257L258 230H263L264 227H263V228H262V227H259V228L256 227ZM256 228L254 229V232H256V234H254L255 236H253V235L250 236V240H251V237H252V238H254V237L256 238V237H257L256 239H258L259 242H260L261 244H259L258 241H257L256 239H255V241H254V239L251 240L250 242H252V243L255 242L253 245H252V243H251V245H250V246H253V250H252V247H250V246L248 247L247 245H249V244H247L246 242H244V243H246V246H247L248 248H250V252H249V250L244 251V249H245L246 247L244 248L245 244H244V245H241V244H243V242H242L241 244L238 245V241H239V243H240V240H242L243 238L246 239V238H248V237L245 238L244 236L241 237V235H240V238H239L240 240H238L237 242H236V241L234 242L233 240H237V239H238V238L236 239L235 237H233V236H235L236 234H235V235H230V234H231V233H230V234L227 235L228 237L226 236L227 238H226V237H223V236H222L223 238H221V237H219V236L216 238L215 235H211V236L208 237V238H209V242H208L206 239H205V240L208 242V243L206 242L208 246H209V244H210V245L213 247V244H214V243H215V244H216V243L219 244V245L216 244V246H214L212 249L210 248L211 246L209 247V248L211 249V252H212V250H213L214 252L217 250V251H216V254H213V256H211L212 253L210 252V255H209V256H210L211 258L208 256L207 258L200 259V260H198V261L196 262V264H220V262L222 263V261L224 260L225 257H229V259H230V258L232 259V257H233L232 260H229V261H231L229 264H235V263L237 264V262H238L240 259L244 261V258H246L247 261H250V262L253 261V264H261V263L264 264V262H263V259H264V243H262V242H264V239H263V241H262V238H263V236H264V233H263V232L261 233V231H258ZM260 228H261V229H260ZM5 229L8 230V231H11V227H10V226L6 227ZM64 229H65V227H63V230H64ZM209 230H210V231H211V230L213 231V232H211L210 234H213V233L215 234V232H216L215 230H213V229H211V228L208 229V231H209ZM254 232H253V233H254ZM257 232H260L261 235H263V236H261V238H260V234H259V237L256 236V235H257ZM53 234H54V235L57 234V230L54 231ZM216 234H217V233H216ZM54 235H53V236H54ZM55 236H56V235H55ZM224 236H225V235H224ZM237 237H238V235H237ZM220 238H221V240L224 239V241H223V240L220 241ZM229 238H231V241H233V243H235V244H232V242H230V244H229V241H230ZM241 238H242V239H241ZM210 239H211V240H210ZM226 239H229V241L226 240ZM218 240H219V242H218ZM225 240H226L228 243H227ZM210 241H211V242L213 241L214 243L212 242V244H211ZM243 241H245V240H243ZM256 241H257V243H256ZM203 242H204V241H203ZM222 242H223V243H222ZM225 242H226V246H225ZM247 242H248V240H247ZM201 244L204 245V246L206 245V244H203V243H201ZM201 244H199V245L201 246V248H203V246H202ZM215 244H214V245H215ZM207 245H206V246H207ZM222 245H223L224 247H226V248H223V249H224L223 251H225V252H223L222 250H220L221 247H222ZM254 245H255V246L257 245L256 248H255ZM208 246L205 247V248H208ZM239 246H240L241 248H240ZM216 247H218L219 249H217ZM237 247H238V248H237ZM205 248H204V249H205ZM215 248H216V250H215ZM248 248H247V249H248ZM254 248H255V249H254ZM259 248H262V250H260ZM225 249H226V250H225ZM257 249H258V250H257ZM218 250H219V251H218ZM227 250H228V251H227ZM229 250H230V251H229ZM254 250H257V251H254ZM220 251H221V253H217V252H220ZM247 251H248V253L245 254V252H247ZM259 251H260V252H259ZM261 251H262L263 254H261ZM214 252H213V253H214ZM222 252H223V253H222ZM229 252H230V253H229ZM231 252H232V253H231ZM58 253H59V252H58ZM171 253L173 254V252H171ZM241 253H244V255H247V256H244V257L242 258V256H241L242 254H241ZM249 253H250V254L252 253L253 255H252V254L249 255ZM257 253H258V255H257ZM59 254H60V253H59ZM172 254H170V255L168 256L169 259H170L171 261H172L171 258L174 259V255H172ZM219 254H221V256H218ZM222 254H224V255H222ZM260 254H261L262 256H261ZM171 255H172V256H171ZM214 255H215V256H218V257H215ZM230 255H231V256H230ZM232 255H233V256H232ZM248 255H249L250 258L248 257ZM170 256H171V257H170ZM259 256H260V259H259ZM168 257H167V258H168ZM222 257H223V258H222ZM247 257H248V258H247ZM261 257H262V258H261ZM253 258H254V259H253ZM255 258H256V259H255ZM221 259H222V260H221ZM225 259H228V258H225ZM235 259H236V260H235ZM246 259H245V261H246ZM248 259H249V260H248ZM252 259H253V260H252ZM234 260H235V261H234ZM259 260H261L262 262H260ZM174 261H175V260H173L171 263H172V264H177V263L174 262ZM229 261H228V262H229ZM243 261H242V262H243ZM258 261H259L260 263H259ZM226 262H227V261H226ZM250 262H249L248 264H251V263H252V262H251V263H250ZM243 264H244V262H243ZM245 264H247V262H246Z\"/></svg>",
	"mask_w": 264,
	"mask_h": 264
}]
</instances>
